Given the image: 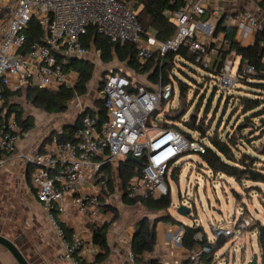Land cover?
<instances>
[{
  "label": "built area",
  "instance_id": "built-area-1",
  "mask_svg": "<svg viewBox=\"0 0 264 264\" xmlns=\"http://www.w3.org/2000/svg\"><path fill=\"white\" fill-rule=\"evenodd\" d=\"M224 1L240 0H183L170 17L177 28L175 35L161 41L144 31L136 12L137 0H0V167L12 156L33 167L31 188L62 241L61 259L82 264L85 255L90 253L88 258L95 260L97 252L93 247L97 246L92 242L89 224L105 223L100 210L109 203L96 183L102 167L125 160L129 155L142 158L141 170L127 186L128 196L140 199L165 196L173 191L170 183L177 182L175 170L180 178L186 166L191 171L194 169L195 161L185 158H190L192 153L201 156L206 152V137L198 130L188 136L179 129L162 127L160 123L166 115L178 109V105L172 106L177 88L171 82L163 84L162 80L157 84L149 80L142 82L126 64L117 68L119 72L109 71L102 79L100 98L107 114L103 122L86 113L73 141H60L54 135L47 139L44 150L34 155L18 153V141L24 132L16 112H10L5 106L6 93L27 87L47 90L74 87L79 74L68 68L72 60L91 61L90 55L102 60L101 49L86 45L90 29L113 43L134 44L136 59L141 65L156 54L157 61L162 62L168 53L186 46L196 54L199 67L210 69L218 49L212 42L215 24L203 19L207 14L217 20L224 17L226 23L239 26L244 39L250 32L246 28L261 29L258 17L247 8L235 14H223L218 4ZM32 21L40 27L41 35L28 45L27 32ZM260 45L263 49L264 41ZM234 63L235 59L228 57L217 76L215 82L221 92L230 90L238 82V68L234 72ZM255 72V67L249 64L242 71L245 75ZM21 97L13 96L11 101H19ZM84 110L81 106V111ZM221 175L214 173L205 181L210 180L214 185ZM185 199L178 205L193 207V200ZM72 210L81 214L85 222L68 236L61 223L69 219ZM234 216L238 218L213 227V238L205 232L208 244H203L204 233L196 235L199 245L189 251L190 264H207L206 258L216 254H212V245L220 238L228 241L238 238V231L241 234L250 231L256 222L243 207ZM199 221L194 219L195 226H202ZM183 233L184 224L175 231H167L165 236L174 245L183 247ZM232 250L236 252L239 247ZM130 259L135 260L132 253Z\"/></svg>",
  "mask_w": 264,
  "mask_h": 264
},
{
  "label": "trees",
  "instance_id": "trees-1",
  "mask_svg": "<svg viewBox=\"0 0 264 264\" xmlns=\"http://www.w3.org/2000/svg\"><path fill=\"white\" fill-rule=\"evenodd\" d=\"M182 3L183 0H177L175 3L171 2V0H137V7H141L138 12V20L144 31L154 34L161 41L172 38L177 28L171 22L170 17ZM259 4L264 8V0L259 1ZM236 33V27L225 24L224 19L219 22L214 30L213 37L218 38L220 34H223L224 37L218 40L217 43H213L218 49V54L213 61L212 67L207 69L208 73L204 76L208 80L204 79L203 83L201 82L207 87L212 79L217 80L220 70L232 53L236 55L235 58L239 57L238 83L241 88L235 91L227 101H230V112L235 111L240 113L242 121L237 126L236 131H223L222 134L217 128L211 131L212 133H209L210 124L205 123V117L199 116L204 96L199 98L195 110H193L187 121H183L184 115L194 102V99L191 103L188 101L185 104V101L188 99L190 84L183 80L179 74L177 75L175 71L178 69L189 77L186 70L180 65H196V54L191 52L188 47L182 46L178 51L168 53L162 62L157 61L158 54H156L148 63L141 65L136 59L137 48L134 44L113 43L107 37L97 33L94 29H90L85 42L88 48L94 46L102 50V61L105 63H110L117 59L122 63H126L129 68L138 74H148V80L153 84H157L160 80H162L163 84L173 83L179 89V106L178 109L171 110L160 125L162 127L179 129L188 136H191L192 131H200L202 136L207 138V146L206 152L201 155L202 161L198 164L199 168L202 169L205 167L215 174H222L227 178H232L240 186H244L248 182L251 185L250 187H245L247 192L249 188H252V190H257V192L262 193L264 197V48L262 49L260 45L264 41V29L257 31L255 42L248 46H244L236 40ZM27 35L28 45L41 35V29L35 21L30 23ZM247 64L255 67L256 72L254 74L245 75L242 73L244 66ZM68 68L75 70L79 74L78 81L74 87L64 86L59 90L27 87L19 92L6 93L5 106L9 108L10 112H16L24 133L34 128L35 117L25 115L22 106L11 101L13 96L19 97L24 95L36 108L57 114L66 112L70 102L76 97L88 93L89 83L92 81L94 75L95 64L89 60L74 59L69 63ZM192 70L194 72L196 71L195 68ZM112 72H119V69L115 68ZM191 81L196 82L194 79H191ZM102 87L103 82H101L100 88ZM216 90H219L217 86L213 88L209 97L205 113L203 112L204 116L210 109ZM176 92L173 95L174 99ZM222 93H225V91ZM98 102L97 111H92L90 108H87L74 125L65 127L62 133L51 134L47 139L56 135L60 141H73L75 133L82 122V117L86 113L97 117L100 123L103 122L107 114L103 100L101 99ZM182 102H184L183 105ZM256 119H259L258 124L255 122ZM181 123L185 126L182 127ZM185 127H188L191 132L188 129L186 131ZM253 128H257L259 135H256ZM245 130L249 131L246 132ZM257 140L262 141L259 146L255 145V141ZM247 146H250L252 151H248L246 149ZM138 170H141L139 164L127 159L120 160L116 168L113 163H108L102 167L96 180L103 187L104 193L109 197L116 192L115 177H117L123 190L122 202L124 204L129 206L139 204L149 211L168 212L173 203L171 193L165 196H153L147 199L131 198L128 196L127 186L130 180L137 174ZM115 171H117V176H115ZM174 175L177 182H179V173L177 170H175ZM234 192L235 200H240L242 195L235 190ZM107 208L109 209V207ZM112 210L118 216L117 210L113 206ZM160 221H170L173 224L183 225L170 213H163L162 216L156 218L153 222L148 217L138 220L135 226L136 233L131 242V253L135 257L137 264H162L159 258H144L145 254H154L156 251L158 245L157 224ZM61 226L65 229L68 236H70L72 230L64 223H61ZM89 228L92 232V242L100 251L97 253L93 262L88 263L86 260H82V264L103 263L111 253L108 242L110 223L103 225L91 223L89 224ZM251 230H257V240L263 264L264 223L256 221ZM201 232L205 234L202 226L185 224L182 246L188 251L195 249L199 245L196 235ZM226 242H228V239L220 238L216 244L212 245V254L220 250ZM203 244H208L206 234ZM206 260L207 264H211L212 259L210 257L206 258ZM184 264H190V260L188 259Z\"/></svg>",
  "mask_w": 264,
  "mask_h": 264
},
{
  "label": "rangeland",
  "instance_id": "rangeland-1",
  "mask_svg": "<svg viewBox=\"0 0 264 264\" xmlns=\"http://www.w3.org/2000/svg\"><path fill=\"white\" fill-rule=\"evenodd\" d=\"M254 1L258 3L261 0H254ZM219 7L225 8L226 3L220 2ZM139 10L140 7H136V12H138ZM212 36L208 38V41L211 42ZM238 40L243 44L249 43L250 41H252V35L249 36L248 40L241 38H239ZM229 57L235 59V63H234V72H235L236 69L238 68L239 57L235 58L236 55L234 53H232ZM89 59H91V61L95 64V69H94L93 79L89 83L88 93L86 95L76 97L73 101H71L68 110L64 114L58 115V114L46 112L45 110H42L40 108H36L27 98L24 97V95H22L21 99L18 102L22 106L25 115H32L36 118V122H35L36 125L34 129L30 130L29 133L33 131L32 133L35 134L38 133L39 131H45V130L60 131L64 126L71 124L72 121H74L77 118L79 112H81L80 111L81 109L77 107V105L82 104L85 105L86 107L94 108L96 104L99 103L98 102L99 100L97 102L96 100L101 96L100 86L102 79L104 78L103 73L105 71H112L113 69L118 67H125L126 65V63H122L117 59L110 63H105L94 55H90ZM180 66L183 67V69L186 70L187 74L189 75V77L186 76L178 69H176L175 71L177 75L179 74L183 80L189 82L190 84V88L188 91V99L185 101V104L188 101H190L191 103V101L194 99V102L191 104L188 111L184 115L183 121H187V119L192 114L193 110H195L199 98H201V96H204V99L201 104L202 108L199 116L205 117V123L210 124L209 133H212L211 131H213L215 128H217L218 131L221 132V134L223 131H236L237 126L242 121V116L238 112L235 111L230 112V106H229L230 101L228 102L227 99L231 97V95L235 91L241 88L239 83L237 82L238 83V84L236 83L237 85L230 88V90H226L225 93H222L220 90H216V92H214L213 95L210 109L204 116L209 97L213 91V88L216 86V82L215 80H212V82L207 87H205V84L202 83L203 80L206 79V77L204 76L208 73L207 70L202 69L197 64L196 65L190 64V66L189 64L186 66L181 64ZM194 68L196 69L195 72L192 70ZM147 75L148 74H138L135 76L140 81L147 82L148 80ZM190 78L196 80V82L191 81ZM197 91H198V96H197ZM183 103L184 102H182V105ZM178 104H179V89L177 88V92L175 95L174 102L172 103V106L175 107V105ZM258 121L259 119L255 120L257 124ZM181 126L184 127L185 125L181 123ZM245 131L247 132L249 130H245ZM253 131L256 132V135L257 134L259 135L257 128H253ZM189 132L191 131L189 130ZM261 142H262L261 140L260 141L257 140L255 141V145L259 146ZM246 149L248 151H252L250 146H247ZM189 159L191 161H195V165L193 167L194 169L191 171L190 167L186 166L184 168L183 173H181L179 182L176 181L171 182V186L173 188L171 195L174 205L171 206L168 212H153V211H149L148 209H146L145 207L139 204L135 206H129L127 204H124L122 202L123 190L121 189L119 179L115 177L117 189L115 194L112 195L113 196L112 204L113 207L117 210V213L119 215L121 214L122 218L131 219L130 222L134 226H136L137 221L140 220L141 218L148 217V219L153 222L157 217H160L163 213L172 214V216H174L178 221H180L184 225L185 224L193 225L194 219L200 220L202 221V227L204 231L210 237L213 238L214 237L213 227L224 224L225 222L229 223V220L238 218V216H234V214L236 210H240L242 208V205L239 204H242V201H244L245 199V204L249 211L248 212L246 210L247 213L250 214L251 217H253L256 221H261V222L264 221L263 207L259 206L256 202V199L259 198L262 205L264 204L263 194L257 192V190H252V188H249V191L247 192L245 187L247 186L250 187L251 185L250 183L246 182L244 186H240L233 179L221 175L217 177L218 179L214 181V185H213V183H211L210 180L205 181L207 177L214 176L213 171H210L205 167L200 169L197 166V164H200L202 161L201 156L196 153H192V156L190 158L187 157L185 158V160H189ZM263 160H264V156H263ZM117 164H118L117 162L114 163L115 168L117 167ZM115 176H117V171H115ZM199 181L201 182L200 185L197 187L196 184ZM188 185L191 186L187 187ZM234 190L242 195V198L238 201L235 200L236 197L234 196L235 195ZM186 193H188L187 196H185ZM185 198L189 200H193L194 205L196 207V209L193 210L194 212L189 217L180 216L176 210L177 205L181 203V200H186ZM188 206L191 207L192 205H188ZM11 208L14 211L20 209V204L18 200H13V205L11 206ZM200 221L198 222V224L200 223ZM2 229L7 233H9L13 238L17 237V231L18 229L20 230L18 225H14L11 222L4 224ZM243 234L244 237L242 240H239L237 237H234V239L227 242V244L222 249H220V253L230 251L229 252L230 261L227 262L226 258H223L220 260L221 262H224V264H248L249 260L253 259L255 254H259L260 256L259 262L260 264H262V257L259 251L258 240H257V230H250V233L243 232ZM237 235H241V232L238 231ZM233 241H235L234 245L232 244ZM243 245H246V248L243 250V252H241ZM236 246L239 247V250L238 252L233 254L232 247H236Z\"/></svg>",
  "mask_w": 264,
  "mask_h": 264
},
{
  "label": "crops",
  "instance_id": "crops-1",
  "mask_svg": "<svg viewBox=\"0 0 264 264\" xmlns=\"http://www.w3.org/2000/svg\"><path fill=\"white\" fill-rule=\"evenodd\" d=\"M223 3H226V7H221L223 10L221 8L220 9L222 10V13L226 15L235 14L245 8L252 10L260 21V28L264 29V8L260 6L259 2L256 3L254 0H240L238 2L224 1ZM221 18L222 17L217 20L207 14L203 19L211 20V22L215 24L216 28L217 23ZM224 23L236 27V40L241 43L238 39H244L243 30H241L239 26L226 23L225 20ZM246 29L250 32L247 38L245 39L248 40L249 36L252 35V41L246 44L241 43L244 46H248L254 43L257 34V30L249 28ZM223 37L224 35L220 34L218 38H213L212 42L217 43L218 40L223 39ZM212 80L210 81V83L212 82ZM98 100H101V98H98L96 102ZM14 103L19 104L18 101ZM81 106L84 107L85 110H87V108H90V110L92 111H97V104L94 108L86 107L82 104L77 105V107H79L80 109ZM64 113L57 114L60 115ZM77 119L78 116L74 121H72L71 124L64 126L60 131L45 130L39 131L35 134L32 133L33 131L29 133L30 130L25 132L18 141V153L25 152L34 155L44 150L47 137L54 133H62L65 127L74 125L77 122ZM115 162L118 163V161ZM115 162H113V164ZM32 171L33 167L26 163L23 159L18 158L17 156H12L4 163L3 166L0 167V231L7 238L17 241L18 247L21 249L30 264H73L69 260H63L60 258V256L64 252V246L60 237L57 234L56 227L48 216L47 211L41 205V203L38 202L36 195L31 188ZM97 186L98 188L101 187L103 189V187L98 183ZM112 197V195L109 197L106 195L105 200H107L109 203L105 208L103 207V209L100 210L101 218H104L105 223H110V228L108 231V242L111 249V253L106 261L97 264H137L136 260L132 261L130 259L131 242L135 236L136 227L130 222L131 219L122 218L121 214H118V216L116 215L114 210H112ZM13 200H18L20 204L19 210L14 211L11 208V206L13 205ZM256 202L259 206H262V203L259 198L256 199ZM239 205H242L243 209H245V211H248V208L245 204V199L244 201H242V204ZM107 207H109V209ZM68 217L69 219L64 224L71 230L80 228L85 222L84 217L81 214H78L75 210H72L69 213ZM8 222L19 226L21 231L18 229L17 237L13 238L9 233L2 229L3 225ZM262 223H264V221H262ZM178 226V224H173L170 221L158 222V245L156 247V251L154 254H145L144 258H159L162 264H184V262L188 260L189 251L186 250L184 247H178L174 245L173 241L167 239L165 236V233L167 231H175ZM247 232L250 233V231H245L244 233ZM243 237L244 234L242 233L238 237V239L242 240ZM245 248L246 245H243L241 252H243ZM93 249L97 253L100 251L98 247H93ZM229 252L230 251L220 253V250H218L216 254L210 256V258L212 259L211 264H224V262L220 261L223 258H226V261L229 262ZM236 252L233 251V254H235ZM88 256H90V253H87L85 255L86 261L88 263L93 262L94 260L91 261L92 259H89ZM0 264H19L14 258V256L9 252V250L1 244Z\"/></svg>",
  "mask_w": 264,
  "mask_h": 264
},
{
  "label": "water",
  "instance_id": "water-1",
  "mask_svg": "<svg viewBox=\"0 0 264 264\" xmlns=\"http://www.w3.org/2000/svg\"><path fill=\"white\" fill-rule=\"evenodd\" d=\"M222 19H223V17L219 20V22ZM219 22L217 23V25L219 24ZM105 73H107V71H105L103 74H105ZM130 91H134V89L131 88ZM85 111L86 110H84L83 112H85ZM83 112L81 111L79 113L78 119L80 118V115ZM127 160L133 161V162L139 164L140 166L143 165V159L142 158H136V157H133L132 155H129L127 157ZM262 207H263V215H264V204L262 205ZM194 209H196L195 205H193V207H190L186 204H181V205H178L176 207L177 213L183 217H189L194 212L193 211ZM192 226H195V222H193ZM0 244L9 250V252L14 256V258L17 260V262L19 264H30V262L27 260V258L25 257V255L21 251V249L18 247L17 241H14V240L7 238L6 236H4L1 233V231H0ZM259 257H260L259 254H255L253 259L249 260L248 264H260Z\"/></svg>",
  "mask_w": 264,
  "mask_h": 264
}]
</instances>
